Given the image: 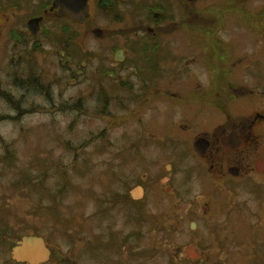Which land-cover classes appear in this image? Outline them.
Listing matches in <instances>:
<instances>
[{
    "label": "rangeland",
    "instance_id": "374dc122",
    "mask_svg": "<svg viewBox=\"0 0 264 264\" xmlns=\"http://www.w3.org/2000/svg\"><path fill=\"white\" fill-rule=\"evenodd\" d=\"M148 1H130L111 10L107 2L108 11H96L91 22L76 28L80 36L66 53L74 60L69 62L60 56L58 36L26 35L28 5L0 0V264H23L13 262L10 254L23 236L43 238L52 254L45 264H199L171 255L188 234L199 239L205 235L203 227L188 233V220H180L184 202H174L157 179L143 203L129 198L141 173L149 169L159 177L167 163L160 158L165 157L164 149L140 144L138 132L153 121L154 131L166 133L175 123L173 108L181 112L178 103L169 108L158 100L153 116L145 117L154 107L150 101L137 123L130 67L134 57H128L125 69L114 59L123 38L130 37L135 22L144 16L143 3ZM259 5L260 0L251 1L252 9ZM170 10L175 18L178 11L173 5ZM96 22L103 27V41L87 34ZM64 23L54 20L46 28ZM194 50L188 44L177 49L181 57L191 59ZM137 63L147 76L159 74L158 67L145 65L143 56H137ZM194 67L195 62L188 65L187 74ZM107 69L114 70L113 78L111 73L103 76ZM144 150L146 157L140 155ZM173 172L175 192L183 193L180 189L188 183L184 190L189 187L187 195L196 197L202 184L197 163L188 156L185 164H173ZM219 186L211 189L221 194ZM228 200L222 194L217 204L227 207ZM225 215L216 221L220 228L211 227L223 241L221 252H264V235L260 248L230 244L235 226ZM137 226L155 230L138 235ZM250 231L242 230V235ZM210 248L206 252L217 251ZM234 262L239 261L220 264Z\"/></svg>",
    "mask_w": 264,
    "mask_h": 264
},
{
    "label": "flooded vegetation",
    "instance_id": "af4514ba",
    "mask_svg": "<svg viewBox=\"0 0 264 264\" xmlns=\"http://www.w3.org/2000/svg\"><path fill=\"white\" fill-rule=\"evenodd\" d=\"M10 1L29 6L25 10L24 19L26 35L31 39L42 33L58 36L60 56L69 62L74 60L66 53L70 52L77 42L76 37L80 36L76 28L91 22L96 11H108L105 7L107 2H110V10L130 1L137 4L143 2L87 0V19L78 22L61 13L59 5L53 8L55 0ZM251 1L253 0H149L143 3L144 16L137 19L130 37L126 35L118 49L122 52V59L116 61V64L121 69L126 68L125 63L130 55L134 57L130 67L135 75L132 90L135 92L133 99L137 118L142 107L149 106L150 101L154 103V107L151 105L152 113L145 117L153 116V108L155 110L157 107L155 101L158 100L168 103L169 108L170 103L181 106L180 113L173 108L174 116H171L175 118V123L166 133H161L163 129L154 131L151 128L153 121L138 132L140 144L150 143L159 152L164 149L165 157L160 158L167 163L165 171L158 172L159 177L155 178L149 169L141 173V182L135 186L141 192L133 201L143 203L144 194L153 185V180L157 179L161 189L165 186L167 195L173 194L170 198H174V202L185 203L180 220H188V233L203 227L204 237L199 239L188 234V241L182 247H177L179 252L175 259L180 257L184 261L199 264H220L230 260L239 261L233 264H247L250 260L257 259L260 260L257 264H264V252L261 251L221 252L219 245L223 241L211 229L220 228L216 221L226 213L224 217L235 226L230 244L249 249L263 245L264 0H260L257 9H252ZM171 5L178 11L175 18L171 17ZM31 19H38L36 35H32L28 28ZM54 20L65 23L58 28L53 26L47 29V23ZM96 23L90 24L87 34L103 41V27ZM187 44L195 49L193 59L187 55L181 57L182 53L177 51ZM138 55L143 56L148 67H158L159 74L147 76L145 68L137 63ZM192 62L198 67L187 74L186 67ZM109 73L112 74L109 77L113 78L115 72L110 69L103 71V76ZM136 121L140 123L142 118ZM168 146L173 148L168 151ZM145 154L146 150L140 155ZM188 156L197 163L200 174L198 179L202 183L198 184L199 193L194 198L186 193L189 187L184 190L188 183L184 182V189H180L183 193L175 192L176 188L171 186L173 164H185ZM204 181L211 184L204 186ZM213 185H220L221 189H218L221 194L217 193V189H211ZM222 194H226L229 199L227 207L217 204ZM137 227L135 230L138 235H145L150 229L155 230V226ZM242 230L252 232L244 236ZM209 234L215 238L211 237L213 240H209ZM189 247L193 251L187 252ZM207 247H213L217 251L206 252ZM194 252L197 257L190 259Z\"/></svg>",
    "mask_w": 264,
    "mask_h": 264
},
{
    "label": "water",
    "instance_id": "95a60500",
    "mask_svg": "<svg viewBox=\"0 0 264 264\" xmlns=\"http://www.w3.org/2000/svg\"><path fill=\"white\" fill-rule=\"evenodd\" d=\"M87 0H55L53 8L59 5L62 8V12L65 16L72 18L75 21L83 22L88 16ZM36 20H31L28 23L29 29L32 34H36ZM118 54V53H117ZM116 54L115 59L120 60ZM132 196L136 198L135 192H132ZM193 251L192 248L187 249V252ZM177 250L173 251V255H176ZM191 259H195L197 255L193 253ZM50 255L49 250L44 244V241L40 237L25 236L12 248L11 258L16 262H25L28 264H41L48 260Z\"/></svg>",
    "mask_w": 264,
    "mask_h": 264
}]
</instances>
